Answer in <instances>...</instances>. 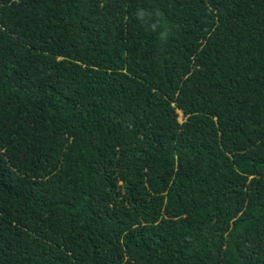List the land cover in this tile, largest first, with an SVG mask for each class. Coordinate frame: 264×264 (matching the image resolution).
<instances>
[{
    "label": "trees",
    "instance_id": "obj_1",
    "mask_svg": "<svg viewBox=\"0 0 264 264\" xmlns=\"http://www.w3.org/2000/svg\"><path fill=\"white\" fill-rule=\"evenodd\" d=\"M0 264H264V0H0Z\"/></svg>",
    "mask_w": 264,
    "mask_h": 264
},
{
    "label": "clouds",
    "instance_id": "obj_2",
    "mask_svg": "<svg viewBox=\"0 0 264 264\" xmlns=\"http://www.w3.org/2000/svg\"><path fill=\"white\" fill-rule=\"evenodd\" d=\"M12 1H17V0H12ZM145 13H147V17H151V15H152L151 13L146 12V10H144V9H137V11H136L137 19H139L141 21H144ZM158 26H159V22L156 21L154 23H151L150 28H151L152 31H156ZM166 36H167V32L166 31H163V32L160 33L161 39H166Z\"/></svg>",
    "mask_w": 264,
    "mask_h": 264
}]
</instances>
